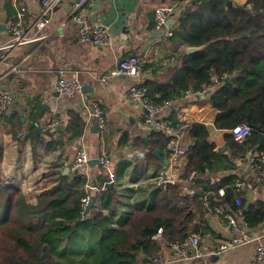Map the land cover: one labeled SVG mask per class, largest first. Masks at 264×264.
Returning <instances> with one entry per match:
<instances>
[{
    "label": "trees",
    "instance_id": "1",
    "mask_svg": "<svg viewBox=\"0 0 264 264\" xmlns=\"http://www.w3.org/2000/svg\"><path fill=\"white\" fill-rule=\"evenodd\" d=\"M174 1L182 6L170 41L176 46L175 52L177 47L182 51L173 57L168 81L152 79L144 86L151 101L161 107L186 96L199 97L205 85L216 87L206 96L217 110L215 128L230 131L225 136L227 151L222 152L210 141L206 124L186 126L170 118L180 133L187 130L184 149L189 162L180 181H187L195 172L193 186L199 193L184 194L180 181L168 184L155 205L134 212L120 227L109 214L82 207L85 182L78 176L66 175L62 170L49 171L46 178L55 184L32 203L22 189L0 175V264H149L156 253L193 234L211 233L212 243L229 242L219 241L220 236L207 219L208 215H218V209L237 219L242 211L249 230L264 224V200L248 201L244 192L235 188L234 175L229 174L237 168L235 160H244L249 150L264 160V0L233 6H227L230 0ZM192 47L203 48L188 54L187 49ZM212 72L219 77L217 86L211 81ZM34 118L28 126V136L36 144L40 120L39 116ZM16 121L13 125L19 129L22 121L19 117ZM243 125L250 127L252 134L239 143L232 130ZM84 129V120L73 114L61 139L73 143L82 137ZM102 135L107 141L106 130ZM169 140L162 131H155L148 142L142 138L133 140L131 150L146 152V160L137 161V166L154 163L162 168ZM130 141L129 132L123 133L121 149ZM156 151L160 156L155 155ZM219 172L223 176L217 180L209 177ZM93 183L98 189L106 187L102 202L104 209L111 212L117 204L116 191L101 168ZM239 196L241 206L236 203ZM169 260L171 264H192Z\"/></svg>",
    "mask_w": 264,
    "mask_h": 264
},
{
    "label": "crops",
    "instance_id": "2",
    "mask_svg": "<svg viewBox=\"0 0 264 264\" xmlns=\"http://www.w3.org/2000/svg\"><path fill=\"white\" fill-rule=\"evenodd\" d=\"M77 1H59L50 13L46 28L39 33V36L49 34L45 40L0 50V90L8 91L13 96L11 108L0 122V175L22 189L26 198L35 203L41 192L55 184L46 178V174L51 170L65 172L70 168L78 149L85 150L92 159L98 160L102 155H108L115 173L112 185L116 191L117 204L108 212L104 209L101 198L93 209L98 213L109 214L113 223L120 227L134 212L155 205L166 186L178 182L185 174L189 162L187 155H178L172 159L163 158L162 168L154 163H146L139 168L137 161L146 160V156L134 159L127 157L133 151V140L142 138L148 142L149 137L157 131L145 124L144 107L128 100L127 91L135 85H145L152 79L168 81L172 76L173 57L178 50L182 51L181 47H177L175 52L176 46L170 40H162L161 35L154 31V10L161 4H174L176 11L170 18L174 21L171 26H174L178 23L182 3L174 0H115L111 3L108 0H90V5L84 8L86 19L92 24L109 27L108 42L103 46H95L78 39V24L72 16L73 6ZM230 1L233 5H244L248 0ZM21 7L26 8L24 27L29 31L28 37L38 36L37 31L32 29L40 13L38 0H0V26L7 27L0 31V40L4 46L11 43L9 25ZM38 50L40 54L31 67L25 71L14 69L15 65H20ZM5 52L10 54L2 61L1 56ZM130 55L144 58L148 68L138 77H110L106 84L100 81V76L109 73ZM60 73L72 80L89 82L90 85L85 86L90 88V91H85L88 99L81 95L69 98L60 94L56 90ZM211 81L216 86L219 84V77L215 72L211 73ZM92 100L99 102L106 118L103 131L108 133L107 141L103 139V131L95 129L97 120L90 115ZM32 112L40 120L37 127L40 135L37 134L39 140L36 144L28 136V126L35 119ZM73 114L84 120L85 129L80 139L68 143L66 138H61ZM216 116L217 110L206 95L186 96L181 100L165 103L157 113L158 118L174 117L186 126L193 123L206 124L210 131V141L224 152L227 151L225 136L230 131L215 128ZM17 117L22 121L19 129L13 125L17 123ZM54 119L58 121L56 128L61 126L62 130L55 128L56 131H53L54 129L49 128ZM45 121L48 124L42 127ZM17 131L18 135H14ZM125 132H129L131 141L129 146L121 149L119 141ZM186 134L187 130L181 133L183 146L186 145ZM257 154L249 150L244 160H235L236 170L229 172L236 181L245 183L243 192L250 202L264 200V185L252 168V159ZM99 172V164L90 165L93 180ZM221 176L223 173L220 172L209 175L214 181ZM207 219L216 235L220 236L219 241L230 240V227L219 215H208ZM249 232L253 236L250 243L230 247L218 254L220 242L203 243L206 254L201 259L190 262L256 264L254 255L258 244L264 242V224ZM163 254L169 258L172 255L168 248Z\"/></svg>",
    "mask_w": 264,
    "mask_h": 264
},
{
    "label": "built area",
    "instance_id": "3",
    "mask_svg": "<svg viewBox=\"0 0 264 264\" xmlns=\"http://www.w3.org/2000/svg\"><path fill=\"white\" fill-rule=\"evenodd\" d=\"M40 2V13L35 21L32 29L37 31L38 36L34 38L28 37V32L24 27V20L26 16V8L21 7L18 9L16 16L9 25V34L12 38L11 43L7 46L0 40V50L14 49L16 47L25 46L29 43L40 42L45 40L49 34L39 33L44 31L48 24V18L50 13L56 8L60 0H38ZM90 0H78L73 6V19L78 24L77 35L78 39L82 42H90L95 46H103L109 40V27L106 25H98L90 23V20L86 19L84 8L89 6ZM110 3L115 0H108ZM175 6L159 5L154 10V31L161 35L162 40H170L174 36V32L171 25H168V21L175 13ZM9 52H5L1 59L5 61L9 57ZM19 64L14 66V69H18ZM146 66V60L138 55H130L127 58L121 60L118 65L109 73L100 76V81L108 83L110 77H138ZM90 83H82L77 80L67 78L64 74L59 75L56 90L65 97H74L81 95L88 99L87 93L84 91L85 86H89ZM210 87L203 86V91L199 93L201 95H209ZM127 98L130 101L140 103L144 107L145 111V124L154 128L157 131L164 132L170 140L165 149V155L167 159H172L175 156H185L186 151L181 142V133L179 128L169 118H158L157 113L161 110V106L155 105L148 94V89L144 85H135L127 91ZM13 102V96L11 93L5 90H0V122L3 121L8 114ZM92 108L90 109L91 117L97 120L99 128L103 131L106 127V118L102 112L100 104L97 100L91 101ZM58 125V121L54 119L50 124V129H55ZM232 134L236 141L243 143L252 134V129L248 126H238L232 130ZM146 152H137L133 150L128 153L127 157L130 159L144 158ZM92 158L82 148L78 149L75 153L73 162L69 172L72 176H78L80 180L84 181L85 196L81 199V205L83 208H89V204L93 201V207L103 196V192L106 187L103 186L100 189L94 185V180L90 174V162ZM253 160V159H252ZM264 161V160H263ZM260 159L252 161V168L258 179L264 185V166ZM100 168L108 176L111 184L115 181V173L112 168V161L108 155H102L98 159ZM196 173H192L187 181H180L183 188V193L187 195L198 194L199 191L193 185L195 184ZM235 188L239 192H243L245 183L241 180H237ZM224 191L220 190V195H223ZM206 197V196H204ZM236 203L242 205V196L236 199ZM220 219L224 222H229L228 225L231 229V239L229 242L220 243L218 247V253L224 252L230 247H238L250 243L253 240L252 234L249 232V228L246 227V222H243V213L239 211V218H235L233 215L225 213L223 210H217ZM212 240L211 233H198L188 236L182 243L171 244L168 249L171 252V258L158 252L151 259L149 264H171L173 259L175 262H187L197 259H201L204 255L203 243H209ZM254 261L256 264L264 263V242H260L256 248Z\"/></svg>",
    "mask_w": 264,
    "mask_h": 264
},
{
    "label": "water",
    "instance_id": "4",
    "mask_svg": "<svg viewBox=\"0 0 264 264\" xmlns=\"http://www.w3.org/2000/svg\"><path fill=\"white\" fill-rule=\"evenodd\" d=\"M227 6H233V2L232 1H228L227 2ZM174 24V21L169 20L168 21V25H172ZM6 26L5 25H1L0 26V31L1 30H6ZM203 47H192V48H188L187 49V53L188 54H192V53H196L198 51H200ZM40 54V51H35L34 53H32L27 59H25L19 66H18V70L19 71H25L27 70L29 67H31L34 63V59L36 57H38ZM84 91H90V88L88 87H84ZM48 124L47 121H45L44 123H42V127L46 126ZM95 129H99V124L96 123L95 124ZM56 130H62V127L59 126L58 128H56ZM55 129L53 131H56ZM37 134L40 135V130H37ZM222 150H225V148H223ZM157 156L160 155V153L158 151H156L155 153ZM98 164V160L97 159H92L90 162L91 166H96ZM69 172V168L65 170V174H68ZM113 187V185H112ZM93 207V201L89 204V209ZM160 236V235H159Z\"/></svg>",
    "mask_w": 264,
    "mask_h": 264
},
{
    "label": "rangeland",
    "instance_id": "5",
    "mask_svg": "<svg viewBox=\"0 0 264 264\" xmlns=\"http://www.w3.org/2000/svg\"><path fill=\"white\" fill-rule=\"evenodd\" d=\"M161 5H167L168 7L170 6L169 4H161ZM171 6H175V5L174 4H171Z\"/></svg>",
    "mask_w": 264,
    "mask_h": 264
}]
</instances>
